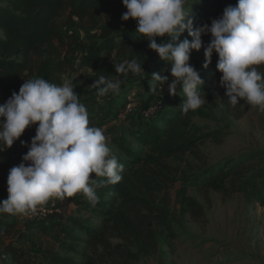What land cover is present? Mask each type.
Returning a JSON list of instances; mask_svg holds the SVG:
<instances>
[{"label":"trees","instance_id":"trees-1","mask_svg":"<svg viewBox=\"0 0 264 264\" xmlns=\"http://www.w3.org/2000/svg\"><path fill=\"white\" fill-rule=\"evenodd\" d=\"M124 11L121 0H0V104L13 91L18 92L24 79L42 77L61 84L64 75L75 70L69 54L81 48L85 53L83 61L91 74L108 78L120 76L123 82L119 95L108 97H112L111 109L116 114L123 112L131 103L129 93L140 80L130 73L126 76L116 74L113 65L135 58L143 62L142 67L146 69L162 61L148 48L146 39H137L135 22H131V18L128 21L120 19ZM62 16L66 17L65 31L54 28V21ZM77 30L96 38L83 44ZM105 51L116 53L112 62L111 54ZM216 61L217 55L213 53L211 63L199 73L202 78L210 71L205 79L214 80L219 73ZM178 87L180 93L182 90ZM116 98L121 102L115 104ZM162 98V110L148 119L142 118V111L151 100L155 101L154 97L135 113L133 124L129 126L136 141L147 147V151L133 153L126 149L124 157L116 156L124 166L122 180L98 189L99 202L95 206L86 199L81 201L80 209L86 214L83 220L78 218L71 225L77 232L66 228L55 217L57 213L44 222L30 224L39 227L52 223L54 228L55 223H59L58 234L68 242H59L65 254L42 251L52 264H132L141 256L156 252L160 239L170 245L174 238L170 189L179 181L175 203L181 214L187 213L195 222L205 220V207L187 192L188 187L194 188L208 206L211 205L210 193L218 192L223 196L242 193L264 208L262 168L253 169L251 163L253 157H261L263 153L249 152L237 156L231 164L215 163L202 167L197 174H186L182 163L186 154L194 153L197 139L191 134V126L197 112L181 116V103L178 110L167 111L165 97ZM218 100L233 116H240L239 105L233 108L228 104L224 89ZM34 134L35 125L27 128L20 140L30 142ZM17 147L14 142L11 148L0 153V200L7 198L8 170L21 162L22 155H15ZM76 195L64 201L54 198L59 215L70 202L79 203ZM17 218L18 215L11 216L0 222L1 244V237L9 238L1 254L13 257L17 264H39L27 259L24 250L13 243L18 229Z\"/></svg>","mask_w":264,"mask_h":264},{"label":"clouds","instance_id":"clouds-1","mask_svg":"<svg viewBox=\"0 0 264 264\" xmlns=\"http://www.w3.org/2000/svg\"><path fill=\"white\" fill-rule=\"evenodd\" d=\"M121 3L126 11L120 19H133L137 39H146L148 48L168 65L151 74L152 91L158 88L161 92L166 84L169 95H178L180 86L184 96L181 116L206 103L204 80L189 63L192 51L202 48L205 68L213 53L217 55L218 86L224 89L228 104L233 108L247 104L264 113V0H236L210 23L198 25H194L192 12L197 0ZM185 32L191 39H180ZM204 35L209 36L207 43L202 40ZM163 37L168 39L158 42ZM115 56V52L109 56L111 62ZM142 64L133 58L115 63L113 69L124 76H142ZM74 78L59 85L42 77L24 79L18 92L0 104V153L35 125L30 142L20 140L27 148L21 162L8 170L7 198L0 200V214L31 217L44 212L49 200L64 201L77 193L95 206L98 189L122 180L124 166L108 146L105 130L90 125ZM122 82L119 75H100L88 87L94 90L97 103H103L104 97L119 95Z\"/></svg>","mask_w":264,"mask_h":264},{"label":"rangeland","instance_id":"rangeland-1","mask_svg":"<svg viewBox=\"0 0 264 264\" xmlns=\"http://www.w3.org/2000/svg\"><path fill=\"white\" fill-rule=\"evenodd\" d=\"M235 3L236 0H197V3L192 5L194 25L210 23L211 19L222 13L226 5H234ZM65 20V16L57 18L54 21V28L65 31ZM131 22L135 21L131 19ZM77 35L83 44H87L96 38L93 34L82 31L77 32ZM186 37L187 32L183 33L180 39ZM187 38L191 39L190 37ZM161 39L166 41L168 38H158V40ZM202 40L207 42L209 36H202ZM80 49L77 48L76 51ZM105 52L113 53L112 51ZM75 57L73 58L76 64L74 72L65 74L62 82L64 79L75 77L73 81L77 84L75 90L80 101L87 108L90 125L102 127L105 130L107 144L116 156L124 157V150L126 149L133 153L146 152L147 147L139 144L132 135V130H130L129 126L133 124V117L145 106L146 102L154 97H156L155 100L161 101H163L162 96L165 97L167 111L178 110L179 104L184 99L182 91L178 92L179 87H177L178 95H169L166 84L161 86V92L158 88L155 92L151 89L153 83L151 74L161 72L168 65L164 61L150 64L144 69L145 74L135 76L139 78L140 83L134 85L128 96L131 100L132 111L125 113L124 110L120 114H116L111 109L112 97L106 96L103 98V103H97L94 90H91L88 85L98 76L88 73L82 65L80 55H78L79 64H77ZM152 58V60L157 61L154 57ZM204 59L203 48L200 51L194 50L191 53L189 63L200 73L203 71ZM209 75L210 71L205 73L202 78L204 80V93L202 91V95L205 94L206 103L196 110L197 114L192 118L191 134L197 141L194 153L186 154L184 157L185 162L182 165L186 168V174H197L202 167L215 163L231 164L239 155L260 151L263 156L253 157L251 163L253 169L262 168L264 175V113L244 104V106H238L240 116H233L230 110L225 109L218 100V95L223 89L218 86L221 73H218L212 81L205 79ZM119 98H116L115 104L121 102ZM153 102L154 100H151L150 103ZM240 103L243 104L244 102L241 101ZM137 117L140 116L137 115ZM156 126L160 127L161 124ZM16 143L18 150L16 148L15 155L20 156L25 151L20 149L21 145L18 140ZM168 161L177 163L176 160L172 159ZM179 186L180 181L170 189L171 202L169 207L174 237L171 244L166 245L160 239L156 252L141 256L132 264H264V208L257 201L242 193L223 196L221 193L211 192V205L208 206L194 188L188 187L187 192L205 207V220L195 222L190 219L187 213L181 214L178 205L175 203V192ZM76 196L79 199L78 204L70 202L64 210H61L60 215L59 213L55 215L66 228L73 232H77L71 227L73 221L86 214L80 212L82 211L80 209L81 201L85 200V197L82 193H77ZM0 218L2 223L11 218V215L0 214ZM17 219L18 229L15 233V241L20 244L26 254H32L29 256L34 258L32 259L33 262L52 264L48 258L43 256L42 251L45 250L65 254L59 242L68 241L58 234L60 231L59 223H55L54 228L52 223L38 227L30 225L24 216L18 215ZM96 220L93 221L97 222L98 220ZM1 239L3 242L2 244L0 242V256L1 252L4 251L3 245L8 243L9 238L3 236ZM73 257L77 258L74 255ZM0 264L17 263L12 257L0 259Z\"/></svg>","mask_w":264,"mask_h":264},{"label":"built area","instance_id":"built-area-1","mask_svg":"<svg viewBox=\"0 0 264 264\" xmlns=\"http://www.w3.org/2000/svg\"><path fill=\"white\" fill-rule=\"evenodd\" d=\"M178 87V86H177ZM163 101L161 100H155L153 103H150L143 111H142V118L148 119L152 116L153 113L156 111L162 110ZM132 111V107L129 104L125 107V113H129ZM22 151H27V148L22 146L20 147ZM18 150V147H17ZM45 211L42 213H38L31 217H25L27 222L30 224H37L40 222L46 221L52 214L54 213H60V210L55 206L54 198L49 200V202L44 206ZM6 258L5 254H1L0 259L3 260Z\"/></svg>","mask_w":264,"mask_h":264},{"label":"crops","instance_id":"crops-1","mask_svg":"<svg viewBox=\"0 0 264 264\" xmlns=\"http://www.w3.org/2000/svg\"><path fill=\"white\" fill-rule=\"evenodd\" d=\"M80 30H77V32H79ZM81 38V37H80ZM75 53V54H74ZM84 52L82 51V49H80L79 51H76V50H73L70 54H69V56H70V58H72L71 60H72V63H73V65L75 66L76 64H75V59H73L75 56V58H76V60H77V64H79L80 62H79V60H78V55H80V59H81V62H82V65L85 67V69L88 71V73H91L90 72V70L87 68V66H86V64H85V62L83 61V58H84ZM131 93V92H130ZM130 95V94H129ZM81 213H83L84 211H80ZM82 215V214H81ZM81 215H78V216H81ZM1 219V218H0ZM27 221V220H26ZM16 239H14V241H13V243L15 244V245H17V246H20V244L17 242V241H15ZM46 251V250H45ZM29 255H32V254H25V257L27 258V259H29V260H32V259H34L33 257H31V256H29ZM34 256V255H33Z\"/></svg>","mask_w":264,"mask_h":264}]
</instances>
